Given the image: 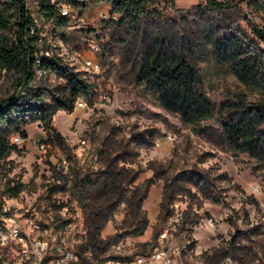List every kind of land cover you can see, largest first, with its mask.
<instances>
[{"label":"rangeland","instance_id":"374dc122","mask_svg":"<svg viewBox=\"0 0 264 264\" xmlns=\"http://www.w3.org/2000/svg\"><path fill=\"white\" fill-rule=\"evenodd\" d=\"M39 1L29 4L43 38L40 50L92 89L84 107L58 110L69 83L47 69L31 83L30 95L15 93L17 109L0 129L10 145L15 131L29 141L0 161V193L20 183L48 216L55 198L77 200L86 228L90 183L102 188L113 173L122 196L100 229L104 259L128 236L138 250L189 243V264H264V43L253 31H264V0H157L136 21L121 24L109 1L98 0L69 10L67 26L41 17ZM155 41L162 44L159 59L192 70L194 96L207 104L201 116L166 109L136 78ZM14 79L0 70V98ZM45 120L61 140L48 135ZM233 122L232 142L225 127ZM60 158L67 159V171L58 168ZM131 195H143L141 232Z\"/></svg>","mask_w":264,"mask_h":264},{"label":"trees","instance_id":"16d2710c","mask_svg":"<svg viewBox=\"0 0 264 264\" xmlns=\"http://www.w3.org/2000/svg\"><path fill=\"white\" fill-rule=\"evenodd\" d=\"M82 1L58 0V3L63 2L76 8L77 11H83L86 7L81 4ZM92 1L96 2V0ZM108 1L111 16L117 15L119 18L117 22L121 24L127 21H136L138 16L149 10L157 0ZM239 1L257 4L260 0ZM38 9L41 17H45L46 20L55 18L58 25L67 26L68 20L60 15L56 4H51L49 0H40ZM253 31L256 37L264 43V31L257 28ZM42 39L37 20L25 0H2L0 4V70H4L15 78L12 91L4 98H0V122L2 123L9 124L11 118L8 116V111L17 109L15 93L25 90L30 95V85L36 78L37 69L53 70L57 74L64 75L68 80L69 89L66 95L57 99L58 110L71 111L78 96L86 98L91 92L92 87L86 80L70 73L52 58L45 57L39 66L36 65V57L39 54ZM161 45L159 41L154 42L157 49L144 63H141L136 78L143 80L146 87L158 94L161 104L166 109L179 111L185 118L201 116L207 110V104L202 98L194 96L195 79L192 70L178 61L169 65L159 59ZM228 45L236 51L235 42L231 41ZM45 126L48 135L52 132L56 140H61L59 134L50 128L48 120H45ZM235 126L236 123L233 122L228 123L225 127L228 138L232 142L237 137ZM247 142L250 140H244V143ZM15 150L17 147L6 141L4 130L0 129V161ZM83 183L81 180L80 184ZM90 184L93 187L91 195L94 202L87 204L90 207V213L86 216V236L78 248L80 264L91 263L88 253H91V259L95 260L97 264L104 260L102 255L107 246L100 238V229L105 223L107 213L110 212L112 205L122 196L118 178L113 173L103 183L102 188H96L93 182ZM23 189L25 188L20 183L12 186L8 184L2 194L16 195ZM142 199L143 195H131L128 203L133 208V221L136 228L143 229L146 220L145 215L140 211ZM164 201L163 199L162 204Z\"/></svg>","mask_w":264,"mask_h":264},{"label":"built area","instance_id":"2783aa9c","mask_svg":"<svg viewBox=\"0 0 264 264\" xmlns=\"http://www.w3.org/2000/svg\"><path fill=\"white\" fill-rule=\"evenodd\" d=\"M25 1L30 8L29 0ZM49 1L58 7V0ZM96 2L83 0L81 4L87 7ZM72 9L77 11L66 4L58 10L65 17ZM45 57L51 58L47 50H40L36 65L39 66ZM45 71L43 68L37 69L36 77ZM85 105L84 96H78L74 101L75 108ZM9 141L15 146H24L29 138L15 131ZM37 146L42 151L46 149L44 141H39ZM68 166L67 159L60 158L58 168L67 171ZM35 204L29 200L26 189L11 196L0 193V264H80L78 248L81 238L82 241L85 238L86 228L79 202L55 198L49 208L53 216H48V211L40 210ZM140 231L142 228H137V232ZM165 235L164 232L162 237ZM110 251L111 254L99 264H189L186 257L193 252L189 243L138 250L128 236L118 238Z\"/></svg>","mask_w":264,"mask_h":264}]
</instances>
